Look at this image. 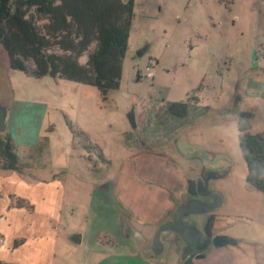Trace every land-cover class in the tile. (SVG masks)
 <instances>
[{
  "label": "rangeland",
  "instance_id": "rangeland-1",
  "mask_svg": "<svg viewBox=\"0 0 264 264\" xmlns=\"http://www.w3.org/2000/svg\"><path fill=\"white\" fill-rule=\"evenodd\" d=\"M210 45L214 57L205 50ZM149 64L152 75L147 77ZM10 81L14 96L8 130L17 125L32 130L15 139L22 145L44 144L42 151L50 156L38 167L16 170L27 182L53 177L57 208L53 227L40 231L44 253L31 254L33 238H27L23 264H32L29 258L42 264H157L139 259L122 235L118 205L148 237L180 203L186 180L196 178L197 164L165 144L148 143L153 135L162 136L165 125L147 105L151 96L188 102L194 93L204 105L233 113L189 136L191 143L236 160L229 176L214 181L226 200L213 214L222 234L239 240L211 247L195 264H264V194L246 183L237 116L248 112L249 131H264V0H134L119 87L107 93L18 70ZM136 135L146 147L131 145L130 136ZM70 234L81 241H69ZM175 238H168L166 264H180ZM3 256L0 264H16L9 260L13 255Z\"/></svg>",
  "mask_w": 264,
  "mask_h": 264
},
{
  "label": "trees",
  "instance_id": "trees-1",
  "mask_svg": "<svg viewBox=\"0 0 264 264\" xmlns=\"http://www.w3.org/2000/svg\"><path fill=\"white\" fill-rule=\"evenodd\" d=\"M133 9L134 0H0V44L14 70L35 78L48 75L79 82L107 93L119 87ZM187 109L186 101L168 106L181 118ZM237 116L246 183L264 194V131H249L248 112ZM2 154L5 168L18 167L7 134ZM194 190L191 183L189 191ZM213 219L209 214L204 224L209 235Z\"/></svg>",
  "mask_w": 264,
  "mask_h": 264
},
{
  "label": "crops",
  "instance_id": "crops-1",
  "mask_svg": "<svg viewBox=\"0 0 264 264\" xmlns=\"http://www.w3.org/2000/svg\"><path fill=\"white\" fill-rule=\"evenodd\" d=\"M205 50L206 51L208 50L209 53L210 52L212 53L210 55L211 57L215 56L214 55L215 50L213 49V46L211 45L207 46ZM199 84H200L199 87H201L203 84V80ZM149 100L150 102L147 105L149 114L151 111V115H155L154 116L155 120L162 119L163 124L165 125L164 126L165 130L163 131L162 136L153 135V137H151V139L148 140V143L151 144L155 143L157 145L165 144L166 146H169L177 156L179 155L173 149V142L175 138L184 129L192 127L195 124L203 122L209 118H216L217 116H233V113L229 115L225 114L228 111L224 107L215 109L210 105H204L201 101V98L198 96V94L195 93L193 95V98L189 99L187 102L188 103L187 114L183 118L174 116L168 111V106L170 105L171 102H176V99L164 100L163 98L160 99V97L151 96ZM179 101H184V100H179ZM12 108H13V102H12ZM234 109H237V107ZM11 112L12 109L10 111V115ZM16 112L21 114V112L23 111H20L19 108L17 109ZM130 117L132 122L135 121L134 112L130 114ZM189 119H191L190 122ZM8 128H9V119H8L7 130L3 133H0V260L4 258L3 253L7 252L10 255L14 256L13 258L9 259L11 262L15 260L14 262H16V264H21V263L23 264L24 260L26 259L22 257L23 254L21 252L26 247H28L26 243L27 238L28 239L33 238L32 240L30 239V241L34 246L33 248H31V254L35 252L43 254L46 249L43 248V246L46 245L43 244L42 238L40 237L41 236L40 231L43 228L53 227V213L57 211L56 206L53 205V203L55 202L54 200L56 194L53 192V177L50 179V181H45V182H36L37 180L32 182H27L24 180V177H22L23 175H21L19 171H17L16 169H7L4 167L5 162L2 154V142H3V136L5 134L9 135L11 138L13 151L17 158L18 166L38 167L40 164H43L47 159H50V156L46 155L45 150L44 153L42 151L44 144L40 145L38 143L37 145L34 146L22 145L18 143L17 140L15 139L17 135L19 136V134H28L29 132H32V130H29L26 127L24 128L22 127V125L15 126L13 131H9ZM196 129H194L193 131H195ZM193 131L187 133V138L189 141H190L189 133ZM130 143L131 145L133 144L136 148L144 147V146L146 147V145L142 143L138 144L139 141L137 135L130 136ZM179 157L182 158L181 156ZM191 161H195V160H191ZM191 170H194V167H191ZM197 173H198V166H197ZM31 176L34 177V179H37L36 176L33 175ZM191 183H195V180L194 179L186 180V185H185L186 194H184L183 198L180 200V203L184 202L185 199L187 198V193L191 188ZM18 200L22 201V204L17 205L16 201ZM225 200H226V195H225ZM118 206H119L118 210L120 211V229L122 235L125 238L131 240L128 236H125L122 232V220L123 218L128 217L129 222L133 226V228L142 233V235L146 240V244L148 243L149 239L155 232L157 225L162 221L169 220L171 218L172 211L176 207L174 206L172 211L168 213L163 220L158 222L154 230L149 234L148 237H146L142 231L138 230L133 225V223L131 222V215L126 210H124L120 204ZM221 228L222 227L219 224V219H217L216 216L214 215V219L212 222L213 234L214 235L222 234ZM171 234H173L174 237L177 238V236L174 233H170L165 238L168 239ZM107 236L108 235L105 234L103 237L105 238ZM17 240L19 241L18 244L14 245V242ZM68 240L73 243H79L81 241V236L77 234H70L68 235ZM97 240L100 243L101 237L99 236ZM235 240L236 243L232 245H236L239 242L238 239ZM131 242L133 245V249L135 250L133 241L131 240ZM2 248L4 250H2ZM135 252L138 256V252L136 250ZM205 254L206 252L204 253V256L199 259L200 262L205 258ZM139 259L141 258L139 257ZM29 260L30 262L32 261V264H42L40 262L34 261L33 258H29ZM143 261H152V260H143ZM155 263L166 264L167 256L165 262H155ZM179 263L181 264L180 261Z\"/></svg>",
  "mask_w": 264,
  "mask_h": 264
},
{
  "label": "water",
  "instance_id": "water-1",
  "mask_svg": "<svg viewBox=\"0 0 264 264\" xmlns=\"http://www.w3.org/2000/svg\"><path fill=\"white\" fill-rule=\"evenodd\" d=\"M146 48L138 52L141 56ZM14 69L10 65L7 51L0 44V133L7 130L8 119L12 109L13 90L10 74ZM233 107H237L236 101ZM231 116L209 118L192 127L184 129L174 140V151L184 159L195 160L198 173L195 178V190L188 191L184 202L176 205L171 218L160 222L148 243L141 232L135 230L129 218L122 220V232L134 244L138 256L143 260L165 262L171 240L166 239L170 233L177 238V252L182 264H195L211 246H225L236 243V240L224 234L209 235L204 228L209 214L221 208L225 194L214 186V181L226 178L234 168V156L226 152L212 151L205 146L191 143L187 133L202 126L216 123Z\"/></svg>",
  "mask_w": 264,
  "mask_h": 264
},
{
  "label": "built area",
  "instance_id": "built-area-1",
  "mask_svg": "<svg viewBox=\"0 0 264 264\" xmlns=\"http://www.w3.org/2000/svg\"><path fill=\"white\" fill-rule=\"evenodd\" d=\"M150 64L152 63V59L149 60ZM150 64L148 66H146V71H147V77H150L152 75V71H151V66Z\"/></svg>",
  "mask_w": 264,
  "mask_h": 264
},
{
  "label": "flooded vegetation",
  "instance_id": "flooded-vegetation-1",
  "mask_svg": "<svg viewBox=\"0 0 264 264\" xmlns=\"http://www.w3.org/2000/svg\"><path fill=\"white\" fill-rule=\"evenodd\" d=\"M182 118H183V117H182ZM210 234H211V235H214L213 232H212V226H211Z\"/></svg>",
  "mask_w": 264,
  "mask_h": 264
}]
</instances>
